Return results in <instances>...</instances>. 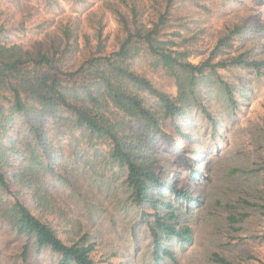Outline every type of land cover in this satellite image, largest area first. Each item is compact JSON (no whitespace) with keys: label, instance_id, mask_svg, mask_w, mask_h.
Returning <instances> with one entry per match:
<instances>
[{"label":"rangeland","instance_id":"rangeland-1","mask_svg":"<svg viewBox=\"0 0 264 264\" xmlns=\"http://www.w3.org/2000/svg\"><path fill=\"white\" fill-rule=\"evenodd\" d=\"M166 1L56 0L50 6L44 0H0V11L9 21L0 45L19 44L31 53L44 49L50 39L60 38L59 23L70 15L79 18L80 47L82 33L94 42V29L87 21L93 18L100 19L102 38L110 47L118 29L112 4L124 9L125 3L133 2L150 19L151 12ZM170 18L164 31L178 42L188 39L176 48L189 49L192 63L208 57L225 37L228 44L219 45L214 61L244 53L246 59L262 62L258 67L218 68L232 88L233 99L221 84L207 87L202 104L212 119L200 107L192 108L168 120L167 136L150 145L148 159L156 161L153 171L194 199L176 196L172 188H163L162 195L154 191L155 197L171 205L169 211L177 214L179 223L190 228L191 244L172 240L166 247L173 257L155 260L148 224L154 220V209L135 204L125 168L107 164L111 148L107 143L98 144L95 152L86 144L72 143L71 135L54 139L57 149L52 150L51 160L44 161L58 165L54 171H39L38 183L46 190L45 208L30 195L22 198L38 216L46 214L44 218L65 242L83 237L86 244L93 243L91 264H219L214 255L233 264H264V0H174ZM183 21L189 24L181 25ZM237 27L249 30L238 36ZM148 59L138 57L132 69L175 94L173 81L150 67ZM24 126L17 121L13 129L22 134ZM84 159H90L92 166ZM26 240L0 218V264H58L57 253L48 247L37 249L31 242L24 254Z\"/></svg>","mask_w":264,"mask_h":264},{"label":"trees","instance_id":"trees-1","mask_svg":"<svg viewBox=\"0 0 264 264\" xmlns=\"http://www.w3.org/2000/svg\"><path fill=\"white\" fill-rule=\"evenodd\" d=\"M44 1L50 6L56 2ZM226 1L230 0H222ZM173 2L160 5L150 19L133 2L125 3L124 9L112 4L118 29L110 47L102 38L100 19L95 18L87 20L94 29V42L82 33L80 47L79 18L70 15L59 23L60 38L50 39L44 49L31 53L19 44L0 45V218L27 238L24 254L31 242L37 249L48 247L57 253L58 264H91L93 243L86 244L83 237L65 242L44 218L46 214L38 216L22 198V194L30 195L36 198L37 206L44 207L46 190L38 183L39 171H54L58 163H46L44 158L52 159V150L57 149L54 139L68 135L72 143L86 144L95 152L98 144L111 145L107 164L125 168L135 204L154 209V220L148 224L156 261L173 257L166 247L172 240H179L183 246L191 244L190 228L179 223L177 214L169 211L171 205L155 197L154 191L162 195L163 188H172L176 196L191 197L153 171L156 161L148 159L153 149L150 145L155 138L167 136L168 120L192 108L200 107L202 114L212 119L202 104L207 87L221 84L233 99L232 88L218 74V68L231 64L258 67L262 62L246 59L244 53L214 61L215 50L228 44V37L199 63L189 61L191 51L176 48L188 39L183 37L178 42L164 31L170 26ZM8 30L9 21L0 11V35L5 36ZM248 30L237 27L235 32L241 36ZM142 55H147L150 67L162 70L173 81L175 94L132 69L134 60ZM17 121L25 125L22 134L13 129ZM57 144L61 145L59 141ZM84 162L92 166L90 159ZM214 260L233 264L219 255H214Z\"/></svg>","mask_w":264,"mask_h":264}]
</instances>
